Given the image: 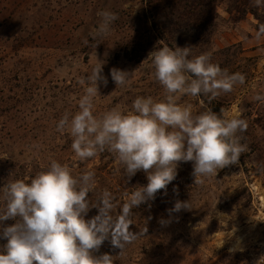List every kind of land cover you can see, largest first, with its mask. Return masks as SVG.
I'll list each match as a JSON object with an SVG mask.
<instances>
[{"label":"rangeland","instance_id":"obj_1","mask_svg":"<svg viewBox=\"0 0 264 264\" xmlns=\"http://www.w3.org/2000/svg\"><path fill=\"white\" fill-rule=\"evenodd\" d=\"M104 10L118 19L108 36L94 39L97 13ZM262 25L264 3L257 7L253 0H0V189L9 180L29 181L56 160L77 176L93 171L91 200L108 190L119 212L126 194L147 184L145 173L129 179L107 150L80 161L72 137L57 131V124L65 113L79 111L86 87L80 80L97 59L107 60L108 84L100 85L94 115L113 108L127 113L137 97L160 101L166 95L149 50L191 45L193 56L209 53L222 69L242 73L245 82L211 101L182 96L178 103L192 104L194 114L214 108L245 118L247 151L239 164L201 185L194 184L192 162H181L166 195L161 191L132 210L131 230L144 234L120 254L107 240L95 254L113 255L114 264H247L264 251V99H256L264 97ZM113 66L133 70L126 85L111 80ZM177 199L189 200L191 209L169 217ZM97 211L92 208L86 219ZM161 218L170 222L162 226ZM13 223L4 221L0 229ZM5 243L0 239V247Z\"/></svg>","mask_w":264,"mask_h":264},{"label":"clouds","instance_id":"obj_2","mask_svg":"<svg viewBox=\"0 0 264 264\" xmlns=\"http://www.w3.org/2000/svg\"><path fill=\"white\" fill-rule=\"evenodd\" d=\"M253 3L259 7L264 0ZM97 15L101 20L94 39L108 36L118 19L108 10ZM148 57L155 79L166 93L163 100L137 97L127 113L113 108L94 115L93 101L100 95V85L108 84L104 74L107 60L97 59L90 74L80 80L86 87L79 111L74 116L65 113L57 124V131L72 137L71 148L80 161L107 150L115 154L125 176L130 179L143 171L147 184L137 185L126 194V201L116 212L115 198L108 190L95 202L91 200L89 194L96 188L91 170L77 176L68 165L52 160L46 170L27 182L9 180L0 189V223L10 219L15 223L0 229V239L6 240L0 247V264H114L113 255L95 253L107 240L120 254L144 234L131 230L132 210L154 201L161 191L166 195L181 162H192L191 176L197 185L219 170L239 164L247 151L241 135L248 128L247 120L224 109L219 114L211 109L194 114L192 104L178 101L182 96H205L211 101L243 84L245 76L222 69L209 53L193 56L191 45H154ZM132 71L113 66L109 75L120 87L128 83ZM173 191L178 195L177 188ZM92 208L97 214L86 219ZM190 209L189 200L177 199L167 212L171 217ZM169 222L163 218L159 221L162 226Z\"/></svg>","mask_w":264,"mask_h":264},{"label":"built area","instance_id":"obj_3","mask_svg":"<svg viewBox=\"0 0 264 264\" xmlns=\"http://www.w3.org/2000/svg\"><path fill=\"white\" fill-rule=\"evenodd\" d=\"M247 264H264V251L256 254L254 257L248 260Z\"/></svg>","mask_w":264,"mask_h":264},{"label":"trees","instance_id":"obj_4","mask_svg":"<svg viewBox=\"0 0 264 264\" xmlns=\"http://www.w3.org/2000/svg\"><path fill=\"white\" fill-rule=\"evenodd\" d=\"M255 15V17H257V19H259L260 20V17L258 16V14H254ZM212 111H214V112H216V113H218L219 114V112H217V110L216 109H214V108H212Z\"/></svg>","mask_w":264,"mask_h":264}]
</instances>
